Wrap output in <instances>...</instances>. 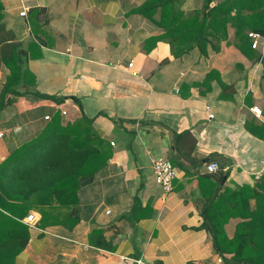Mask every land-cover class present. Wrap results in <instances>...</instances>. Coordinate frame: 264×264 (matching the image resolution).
I'll return each mask as SVG.
<instances>
[{"label": "crops", "instance_id": "crops-1", "mask_svg": "<svg viewBox=\"0 0 264 264\" xmlns=\"http://www.w3.org/2000/svg\"><path fill=\"white\" fill-rule=\"evenodd\" d=\"M146 1L0 0V93L12 53L23 72L13 88L21 96L0 110V163L54 114L62 124L91 119L111 151L77 191L79 222L72 229L39 228L24 219L29 237L13 264L219 258L203 227L207 203L225 188L254 185L264 160V139L257 138L264 128V37L251 38L256 50L247 58L233 47L228 26L218 52L208 46L207 55L193 48L174 57L156 24L159 10L142 12ZM172 2L184 13L203 6V0ZM216 3L210 0L209 8ZM223 85L232 87L224 97ZM161 157L175 168L167 193L152 170V159ZM210 162L220 170L208 173ZM30 213L38 222L39 214Z\"/></svg>", "mask_w": 264, "mask_h": 264}, {"label": "trees", "instance_id": "trees-1", "mask_svg": "<svg viewBox=\"0 0 264 264\" xmlns=\"http://www.w3.org/2000/svg\"><path fill=\"white\" fill-rule=\"evenodd\" d=\"M209 2L203 0L202 10L184 13L172 0H147L142 12L159 10L156 24L174 57L193 48L207 55L208 46L218 52L220 43L228 42L230 26L233 47L253 58L256 49L248 34L264 37V0H217L212 8ZM2 8L0 4V16ZM5 65L9 75L0 93V110L22 94L13 89L23 78L19 54L12 53ZM222 87V97L227 89L232 90ZM260 131L257 138L264 139V128ZM110 155L91 119L82 115L62 124L57 114L46 120L36 137L10 152L0 163V264H13L27 242L28 227L23 220L30 211L39 214V228L61 225L72 229L79 222L78 189L92 181ZM206 208L203 227L222 264H264V176L252 186L215 193Z\"/></svg>", "mask_w": 264, "mask_h": 264}, {"label": "built area", "instance_id": "built-area-1", "mask_svg": "<svg viewBox=\"0 0 264 264\" xmlns=\"http://www.w3.org/2000/svg\"><path fill=\"white\" fill-rule=\"evenodd\" d=\"M26 11L27 8L23 7L21 12L19 13V16L25 17ZM248 37L255 38L258 37V35L249 33ZM128 67H131V63H129ZM133 74L136 75V72H134ZM251 112L256 117L260 116V110L257 109L256 107L252 108ZM61 114L65 115V112L61 111ZM209 117H211V115H209ZM49 119H50L49 116L44 117L45 121ZM1 137L2 134L0 133V138ZM111 145L113 144L111 143ZM151 164H152V170L156 184L160 186V188L163 190L164 193L170 192L172 189V181L175 177V168L171 160L168 157H161L158 159H152ZM205 169L208 173H216L217 171L220 170V167L217 162H210L206 165ZM253 176H254L253 180L255 182H257L262 176H264V160H262L261 162L260 170L257 173H255ZM24 221L26 222V224L33 227L36 224L37 219L34 213H30L29 215H27ZM213 264H222V259L219 257L215 262H213Z\"/></svg>", "mask_w": 264, "mask_h": 264}, {"label": "rangeland", "instance_id": "rangeland-1", "mask_svg": "<svg viewBox=\"0 0 264 264\" xmlns=\"http://www.w3.org/2000/svg\"><path fill=\"white\" fill-rule=\"evenodd\" d=\"M64 123H65V120H64Z\"/></svg>", "mask_w": 264, "mask_h": 264}]
</instances>
